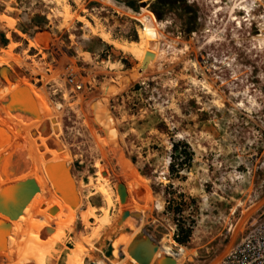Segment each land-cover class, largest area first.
<instances>
[{"label":"rangeland","instance_id":"rangeland-1","mask_svg":"<svg viewBox=\"0 0 264 264\" xmlns=\"http://www.w3.org/2000/svg\"><path fill=\"white\" fill-rule=\"evenodd\" d=\"M142 27L150 36L140 57L114 46L139 45ZM9 50L13 59L0 66L10 64L20 84L33 86L42 130L14 182L0 190L7 211L0 209V264H37L41 240L74 201L70 176L81 211L93 206L97 217L106 208L95 190L100 173L111 189V226L81 264H112V245L134 222L123 259L146 233L176 252L182 246L181 264H211L264 223V0H0V54ZM67 64L81 90L68 84ZM14 95L10 85L0 88V168L14 139ZM53 164L66 196L45 206L28 169ZM57 205L54 224L34 241L33 227ZM20 217L34 222L28 228ZM87 221L75 216L44 264H68L75 241L101 226ZM156 260L154 249L148 264Z\"/></svg>","mask_w":264,"mask_h":264},{"label":"bare ground","instance_id":"bare-ground-1","mask_svg":"<svg viewBox=\"0 0 264 264\" xmlns=\"http://www.w3.org/2000/svg\"><path fill=\"white\" fill-rule=\"evenodd\" d=\"M149 36H150L149 27H142L140 29L139 45H137L136 43L121 44L114 42V46L120 50L129 52L134 56H136V58H138L141 56L142 52L147 49L146 46L149 41ZM104 37L107 39V35L104 34ZM9 58H12L10 54V50L0 54L1 62L5 61L7 63ZM17 62L18 60H16L13 66H15ZM4 64L5 63H3V65ZM18 66L16 65L15 68H18ZM5 67L0 66V88L2 87L6 88L7 85H10L15 92V95L11 96L12 98H14L15 103H17V101H23V103L25 102L26 105H24L25 103L22 105L15 104V107H13V105L11 104V100L13 99L11 98L9 101V104L12 106L13 109H15V117H14L15 132L13 135L14 139L12 146L6 153L4 163L0 168V190H5L7 184H11L14 182L16 176L21 170L20 167L28 161L29 156L34 152L36 144L41 139L39 137V134L41 133L40 129L42 130V128H40L41 127L40 121L36 119L34 116L35 110H33L30 107L31 106L30 95H33L31 94L33 90V86L28 84L27 85L20 84L16 79L15 76L16 70L14 69V67H10V64L6 68ZM0 147H2V143H0ZM70 179L73 182L72 195L74 201L71 205L70 210L68 211L65 222L50 229V231L41 240L40 248H39V258L37 260V264L45 263V252L50 251L51 248L54 246V244L60 240L65 227L67 229H71V223L75 220V216L79 215L84 223L88 222L87 219L89 216H93L97 222H100L101 226L99 225L100 227L95 229L91 237L88 238L86 237L87 239L83 240L84 243H79V242L77 243L75 241V245L73 248H71V251L68 253L66 259L68 264H81L82 256L88 250V245H92L95 241H97V239L102 236L104 231L108 230L111 226L113 215L112 213H111L112 216H109L108 214V208L112 203L111 189L109 188L110 184L108 185L106 176L100 173L98 177V184L95 185V190L99 191L101 194H104L106 196L105 197L106 208L105 210H103V214L100 217H97L95 215L94 213L95 208L93 209L92 208L93 206H91V208H89L88 211H81V205L83 201L81 189L79 190L78 188H76V184L74 181L75 179L73 180L71 176ZM46 213L49 212L46 211ZM136 223L137 222H134L132 224L133 226L131 227L130 233L128 234V236L132 238H134L133 231L135 230ZM122 227H124V224H122L121 228ZM128 236L126 239L120 238L119 241H117L114 245H112V250L110 255L113 261L112 264H128V263L140 264L132 255L130 258L129 257H126V259L122 258V252L125 247L124 245L128 242L129 239ZM152 242L157 243L159 247V249L155 247V255L157 259L167 255V256H171L174 259L175 261L174 264L182 263L183 258L181 256L185 255V250L183 247H181L180 250L178 249V251L176 252V250H174L169 243L165 242L164 239H161L160 241L152 240Z\"/></svg>","mask_w":264,"mask_h":264},{"label":"trees","instance_id":"trees-1","mask_svg":"<svg viewBox=\"0 0 264 264\" xmlns=\"http://www.w3.org/2000/svg\"><path fill=\"white\" fill-rule=\"evenodd\" d=\"M125 10L128 14H130V15L132 14V16L134 18L138 15V12H139V11H136L133 9L132 3H130V2L127 3ZM52 166L53 167L51 169H50V166H45V165H43L40 168V170L28 169V172L32 173L31 179L33 181L31 180L30 183L31 184L37 183L40 186L41 192H42L40 199L47 202V204L45 206H50L51 204L57 203L58 200L61 199V196L62 197L64 196V192L61 189L62 183L57 179L58 169L56 168V166L54 164ZM34 179H35V183H34ZM21 189L23 190L24 187H22ZM25 196L26 195L24 194V197ZM27 199L29 200V197H27ZM30 202L34 203L35 201L30 200ZM51 210L52 211H47L49 213H44L45 214L44 218L41 221L38 220L39 222L33 227V233L34 234L32 235L33 236L32 239H34V241L37 240V238H35L36 235L38 237L44 235L46 233L47 229H49V227L52 224H54L55 220L52 217V215L54 213H59L62 210V207L57 205V207L55 206ZM19 219L22 220L23 218L20 217ZM27 221L25 222L22 220V225L27 224ZM33 222H34V219H32L30 223L32 224ZM30 223H28L26 227L29 228ZM35 223H36V221H35ZM16 242H17L16 245H18V246L21 245L20 241L16 240ZM21 255H22V253H20L18 255L16 254L15 259L16 260H17V258L20 259Z\"/></svg>","mask_w":264,"mask_h":264},{"label":"built area","instance_id":"built-area-1","mask_svg":"<svg viewBox=\"0 0 264 264\" xmlns=\"http://www.w3.org/2000/svg\"><path fill=\"white\" fill-rule=\"evenodd\" d=\"M67 69L68 84L72 89L81 90L83 83L78 80L74 66L67 64ZM181 247L178 249L180 250ZM211 264H264V223L256 231L250 230L238 243L216 257Z\"/></svg>","mask_w":264,"mask_h":264},{"label":"water","instance_id":"water-1","mask_svg":"<svg viewBox=\"0 0 264 264\" xmlns=\"http://www.w3.org/2000/svg\"><path fill=\"white\" fill-rule=\"evenodd\" d=\"M18 103H20V104H18ZM24 103H23V101H17V103H14V104L22 105ZM24 105H26V103ZM30 107L33 108L32 104ZM117 192L119 194L120 201H123L125 198V187L120 182L117 184ZM64 195L66 196V194H64ZM0 209H2L4 212H7L2 207H0ZM127 214H128L127 210L123 211L120 220H122ZM154 249H155V247L152 244V238L148 234L145 233L144 238H140V239L137 238V239L133 240V242L131 243V245L128 248V251L140 264H148L149 260L151 259L152 255L154 253ZM174 263H175V261L171 256L165 255L161 258H158L154 264H174ZM128 264H130V263H128Z\"/></svg>","mask_w":264,"mask_h":264}]
</instances>
